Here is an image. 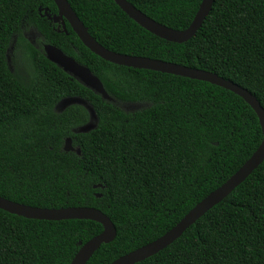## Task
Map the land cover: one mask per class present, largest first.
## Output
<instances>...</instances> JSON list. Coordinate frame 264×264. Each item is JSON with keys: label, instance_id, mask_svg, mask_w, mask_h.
Returning a JSON list of instances; mask_svg holds the SVG:
<instances>
[{"label": "trees", "instance_id": "1", "mask_svg": "<svg viewBox=\"0 0 264 264\" xmlns=\"http://www.w3.org/2000/svg\"><path fill=\"white\" fill-rule=\"evenodd\" d=\"M157 22L185 29L202 0H128ZM104 47L215 72L264 107V0H213L196 35L165 40L114 0H68ZM54 0H0V196L42 208L88 206L117 229L86 264H110L159 238L231 177L263 140L253 107L208 81L110 62L66 21L40 10ZM39 32L32 43L25 32ZM53 44L89 67L104 99L50 61ZM20 61L21 64L15 65ZM96 119L88 131V108ZM81 153L64 150L66 139ZM103 230L91 219H33L0 208V264H70ZM134 264H264V161L164 249Z\"/></svg>", "mask_w": 264, "mask_h": 264}, {"label": "water", "instance_id": "2", "mask_svg": "<svg viewBox=\"0 0 264 264\" xmlns=\"http://www.w3.org/2000/svg\"><path fill=\"white\" fill-rule=\"evenodd\" d=\"M117 5L139 25L150 31L151 33L173 42H185L194 37L202 26L203 21L209 14L213 0H202L200 7L190 25L185 29H174L161 24L153 18L146 15L128 0H114ZM58 13L52 16L45 9V14L50 20H62L65 28V20L68 21L73 31L78 35L83 44L92 52L100 57L120 65H125L134 68L151 69L166 73H172L208 81L219 85L225 89L231 90L234 93L245 99L256 111L263 131V140L251 157L224 183L210 192L200 202H198L184 217L174 225L170 230L164 233L159 238L143 245L119 258L115 259L110 264H134L142 261L149 256L154 255L160 250L167 247L169 244L179 238L183 232L196 222L202 215L210 210L214 205L226 198L240 183H242L263 161H264V107L261 105L258 98L249 90L235 83L232 80L226 79L215 72L204 69L193 68L187 65H182L174 62L154 59L140 55H129L110 50L101 45L88 31L87 27L81 21L77 13L72 8L68 0H54ZM41 10V9H39ZM46 57L61 67L64 71L70 73L83 85L100 94L104 99L113 101L114 98L104 88L100 78L96 76L89 67L79 63L75 58L63 52L59 47L45 43L43 45ZM67 99H65L66 102ZM64 102V103H65ZM84 103L88 108L91 120L85 126L80 128L81 131H88L94 127V119L96 115L90 106H87L83 99L75 98L67 101ZM70 104V103H69ZM68 105V104H67ZM66 106V105H63ZM64 150L76 151L81 153L80 148L73 146V140L68 137L64 144ZM0 208L10 213L21 215L33 219L47 220H62V219H91L102 224L103 230L98 235L92 237L86 243L82 244L70 264H86L93 254L100 248L103 243L113 241L117 235V229L111 218L95 207L76 206V207H61V208H42L19 203L3 196H0Z\"/></svg>", "mask_w": 264, "mask_h": 264}, {"label": "flooded vegetation", "instance_id": "3", "mask_svg": "<svg viewBox=\"0 0 264 264\" xmlns=\"http://www.w3.org/2000/svg\"><path fill=\"white\" fill-rule=\"evenodd\" d=\"M45 9H46V8H45ZM45 9L43 10V12H42V10H40V12H41L42 15H44V16L47 17V15L45 14ZM47 12H48L49 14H51L52 16H54L55 14L58 13V10H56V11H49V9L47 8ZM47 19L49 20L50 25L53 26V28H54L55 30H57L58 32H61V31H66V32H67V30H66V21H67V20H65V28H64V27H63V24H62V20L54 21V20H50L48 17H47ZM67 22H68V21H67ZM25 35L27 36V38H28L32 43H35L36 40H37V38L39 37L40 34H39V32H38L36 29L31 28L30 30H28L27 32H25ZM75 98H78V97H68V98H64V99H62V101H60V102L57 104V106L62 107L63 105H67V104L71 103V102L66 103L67 101L73 100V99H75ZM65 99H67L66 102H65ZM79 99H81V98H79ZM84 101H85V100H84ZM64 102H65V103H64ZM72 103H73V102H72Z\"/></svg>", "mask_w": 264, "mask_h": 264}, {"label": "rangeland", "instance_id": "4", "mask_svg": "<svg viewBox=\"0 0 264 264\" xmlns=\"http://www.w3.org/2000/svg\"><path fill=\"white\" fill-rule=\"evenodd\" d=\"M19 64H21L20 61L15 62V65H19ZM82 104H84V103H82ZM86 104H87V106H90L87 102H86ZM84 105H85V104H84ZM85 106H86V105H85ZM64 107H66V106H62V108H64Z\"/></svg>", "mask_w": 264, "mask_h": 264}]
</instances>
